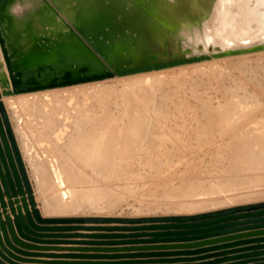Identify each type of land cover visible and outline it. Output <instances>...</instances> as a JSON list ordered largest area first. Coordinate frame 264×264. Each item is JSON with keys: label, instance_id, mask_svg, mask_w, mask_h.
I'll list each match as a JSON object with an SVG mask.
<instances>
[{"label": "bare ground", "instance_id": "1", "mask_svg": "<svg viewBox=\"0 0 264 264\" xmlns=\"http://www.w3.org/2000/svg\"><path fill=\"white\" fill-rule=\"evenodd\" d=\"M50 1L55 3L61 12L65 13L70 20L77 23L79 15L76 11V7L79 4L76 0H28L27 3H25L24 0H14L7 7L5 11L6 15L2 18L4 23L3 31L6 34L8 47L10 51H13V49L15 50L14 54L25 51V48L34 41L38 44L43 38L60 36L67 32V27L50 8ZM13 7L15 8V15L12 13ZM186 31L187 33L182 34V46L189 48L183 51L186 55L200 53L214 54L230 48L234 49L262 44L264 43V0H210L197 26ZM39 37L41 38L39 39ZM258 54L263 55L264 48L235 54L212 55L202 60L158 69L113 75L69 85L3 95L2 100L12 113L15 132L20 139L24 157L29 163L33 177L36 180L37 191L39 192L35 199L40 201L42 209L48 214H76L89 208L95 211L97 208L100 209L99 206L97 207V201L99 199L96 198V201L93 199L95 197H92V199L87 197L79 188L83 185L79 186L81 181H83L84 174L87 175V173L91 172L96 176L102 177V179L111 178L113 176L115 178V176L122 175H127V177L128 175L130 177L135 175L137 179L138 177L147 179L152 175V178L156 176V179H159V177L163 175L167 176L169 172L170 174L171 172L174 174L176 168L173 167L182 164L186 165L188 163L189 166L191 165L194 167L196 161L199 160L201 163V160L203 161L206 155L200 156L199 151L201 154V151L204 150L203 147L206 149L209 144L215 143L220 144V149L217 154L209 155L211 156L210 161L219 162V160H222L223 162L225 158L231 161L229 164L228 160H225L231 168V173L228 172L229 175L225 176L224 174L227 172L223 171L225 172L223 175L226 177L224 182H222L225 183L224 185L215 184L214 182L216 180L214 181V179H212L214 181L212 186L208 183L206 185V182L201 184V179L203 180L204 177L200 176L201 179L197 178V180L194 178L187 180L189 179L187 176V178H185L186 180L184 178V180L182 179L183 182L180 180V185L178 184L172 190L170 189V191L166 188L161 195L168 194L167 196L174 200V207L179 206V209L183 207L185 208L183 209L184 211L194 212L195 210L201 211L204 209L216 208L222 204H226V206L227 204L228 206L230 204H235L241 201V199H244L243 196L247 194L245 192V195H241L240 191L244 188L250 191L255 190L254 192L256 193L258 191L259 195L263 194L264 189L262 188H264V184L260 181V184L255 183L251 185L250 183L248 187L242 186L245 180H247L246 182L248 183L249 180L264 178V110L262 114L260 113L261 115L258 114V110L252 112L253 104H249L247 99H244L246 97L245 93V97H242L243 99L238 98L241 97L240 95L242 94L238 97L236 94V99L233 97V93L231 94L232 96L227 95L225 91L228 92L230 90H226V87L220 84L223 82H218L217 78L220 76H216L217 78L215 77L214 80L217 79V81H215L225 88L222 90L223 93H226H224L225 96L219 89L220 92L217 91L221 93L222 97L224 96V100L222 102L216 100V103H218L213 104L212 102L214 101L211 102V99L207 98L210 94H207V99H201L202 110H198L202 111V114L199 116L191 115V117L188 118L190 112L187 113L188 117L185 114V116H179V113L176 115V111L173 113L171 108L175 104L173 103L171 105L172 107L168 106L166 104L167 96L162 95L164 93L166 94L169 89L164 92L160 89L161 97L164 98V100L160 99V103L157 104L155 102V98L158 95H156L155 98L153 97L154 103H150L152 100L151 95L154 94H152V91L161 84L164 85L169 82H176L181 79L183 75H192V73L198 72L202 67L210 71L211 67L219 66L217 64L223 63V61L229 60L230 62V60L234 58L235 60L238 58H244L245 60V57L248 58L250 55ZM0 62L2 68H5L1 48ZM213 68L215 69V67ZM220 68H222V65ZM214 71L215 70H213L210 76L215 75ZM204 73L205 72H203V74ZM208 74L206 75L209 79ZM185 78L186 77H184V80L187 81ZM190 78L189 75L188 80ZM216 82L214 87H217ZM257 83L260 84V82ZM254 84L255 83H253V85ZM174 85L172 84V86ZM247 85H245V88L249 87ZM253 85H251L250 89H252ZM170 86L171 85H169V87ZM241 86L240 84L239 87ZM258 86L256 87L258 88ZM222 87L219 88L221 89ZM228 87L229 86H227V89H229ZM161 88H163V86H161ZM232 88L234 87L230 86V89ZM245 88L243 89L245 90ZM260 88L259 86V89ZM244 90L240 91L244 92ZM232 91L233 90H231V92ZM262 91L264 92V89ZM214 92L216 93V91ZM251 92H247L249 97L251 95L249 93ZM253 92L258 91L253 90ZM235 93L237 92L235 91ZM157 94H159V92ZM253 95L252 98L256 97V95ZM259 97H257V99L255 98V101H258ZM210 98H212L211 95ZM215 98L218 99V97ZM219 98L222 99L221 97ZM157 99L158 97L156 101H159ZM169 99L170 98H168V101ZM196 99H198V97ZM262 99L264 98L262 97ZM198 100H200V98ZM250 100L253 101L254 99L252 100L250 98ZM186 105H184V107ZM254 105L257 106L259 104ZM182 106L178 110L183 109ZM261 106L264 107V105ZM192 110L189 109V111ZM256 111H258V113H256ZM183 113H185V111ZM183 113L181 112V114ZM255 113L256 115L253 118ZM179 121L189 125L188 127L185 126L186 129L184 128L186 133H181L182 131L180 132L176 129V127L185 125L182 122L179 123ZM187 131L190 133H187ZM221 164L224 166L223 163ZM168 166H172V168H167ZM197 166H199V164ZM225 167H223V170ZM150 168L155 171L153 173L154 175L152 172L148 173ZM183 168L185 167L183 166ZM201 170V172H203V169ZM242 170H246L250 173L246 172V175L241 174ZM194 171L192 173H194ZM177 173H179V171ZM170 174L168 176L169 178L171 177ZM178 175H180V173ZM90 177L92 176L90 175ZM197 177H199V175H197ZM84 178L87 179V176ZM125 179L127 182L128 178ZM133 179L131 181L129 178L127 185L130 181L132 183L133 181H137ZM156 179H154L153 182L158 184L157 181L155 182ZM98 180L99 179H97V182H99ZM204 180H206V178H204ZM164 181L165 180H163L162 183H164ZM86 182H84V184ZM102 182L104 183V181ZM126 182L123 181V184L125 183L126 185ZM142 182L143 181L140 183L143 184ZM94 183L96 182H93V185H95ZM119 183H121L120 179ZM151 183H148V185ZM91 184L89 187H93ZM113 184L116 185V182ZM130 184L129 187L131 188ZM145 184L140 186L145 187ZM165 184L166 183H164V186ZM120 185H122V183ZM133 185H136V183ZM158 185L161 186L160 183ZM156 186L155 184L154 189H160V187L155 188ZM100 187L104 188L102 186ZM100 187L98 189L95 188L96 190L93 189L95 192L97 190L99 192L101 190ZM129 187H127L128 192H130ZM141 187L137 188L140 189ZM117 188L121 190L120 186ZM122 188H124V186ZM83 191L86 190L84 189ZM104 191H106V189ZM144 191L146 192V190ZM128 192H125V194ZM131 192L133 193L134 190H131ZM136 193H134V196L131 195V197H135V195H137ZM143 193H138V195L143 196ZM109 194H111V192ZM147 194L148 193L144 194V196ZM98 195L99 194H97V196ZM93 196H96V194ZM100 197L103 196L101 195ZM100 197L98 196V198ZM107 197H109V195H107ZM107 197L106 199H108ZM112 197L114 198V196ZM156 197L157 196L154 198L155 200H157ZM245 197H247V195ZM113 198L111 199L110 197L111 200H113ZM103 200L102 198L99 201ZM114 202L115 201H113V203ZM169 204L172 203L170 202L167 205ZM107 205L109 204H106V206ZM116 205L114 206L116 207ZM159 205L162 207L161 204ZM174 207L172 206V208ZM151 210L152 208L148 209L149 212ZM155 210L157 211V209L152 211ZM176 213L178 212L176 211Z\"/></svg>", "mask_w": 264, "mask_h": 264}, {"label": "water", "instance_id": "2", "mask_svg": "<svg viewBox=\"0 0 264 264\" xmlns=\"http://www.w3.org/2000/svg\"><path fill=\"white\" fill-rule=\"evenodd\" d=\"M13 1L0 0V48L5 62V68L0 62V264H264V201L152 216L149 221L43 217L12 127L1 114L3 95L257 50L264 43L214 54H184L189 48L182 46V34L197 26L210 0H76L77 23L50 1L67 32L38 44L34 41L14 54L2 21ZM78 230L87 232H71ZM72 237L78 238L69 240ZM57 243L75 246L52 245ZM49 249L77 252H38ZM39 256L109 260L33 258Z\"/></svg>", "mask_w": 264, "mask_h": 264}, {"label": "rangeland", "instance_id": "3", "mask_svg": "<svg viewBox=\"0 0 264 264\" xmlns=\"http://www.w3.org/2000/svg\"><path fill=\"white\" fill-rule=\"evenodd\" d=\"M259 55V56H258ZM258 55H250V56H248V58L247 57H245V60H244V58H236L237 60H235V58L234 59H232V60H230V62H229V60H226V61H228V62H226V61H223V63H220L221 65H222V68H220V64H217V65H219V66H213V67H215V69L213 68V67H211V69H210V71L209 70H207V68H201L198 72H195V73H192V75L191 74H186V75H183L182 77H181V79H179V80H177L176 82H169L168 84H161L159 87L157 86L156 88H158V89H154L153 91H152V94L153 95H151V98H152V100L150 101V103L152 102V103H154V98L156 97V95H158L157 97H158V99L157 100H159V101H156V98H155V102L158 104V103H160V101L163 99L164 100V98H162L161 96L163 95H166L167 97H166V104L168 105V106H171L173 103L175 104L172 108H171V110H172V112L174 113V111H176L177 113H175L176 115H178V113H179V116H181V115H183V116H187L188 117V114L187 113H189L190 114V116L188 117V118H190L191 117V115L193 116H195V115H197V116H199L200 114H202L201 112L202 111H200V110H202V106H201V99L202 98H204V99H207V98H209V99H211L210 101L212 102V101H214V102H212L213 104H217L218 102H222L224 99V96H225V94L227 93V95H229V96H232L231 94L233 93V97L236 99L240 94H242V95H240L241 97H238V98H244L245 96V100L247 99V101L249 102V104H253V107H252V112L254 111L255 112V110H258L259 111V113H258V111H256V113H258L259 115H261L262 114V112H263V110L264 109H262V108H264L263 106H261V105H264L263 103H264V99H262V97L264 98V92L262 91L263 89H264V54L262 55V54H258ZM240 60V61H239ZM243 60V61H242ZM232 61V62H231ZM225 62V63H224ZM238 63H239V65H238ZM240 63H241V65H243V66H241L240 65ZM243 63V64H242ZM225 64V65H224ZM245 64V65H244ZM235 66V67H234ZM240 66H241V68H240ZM245 66V67H244ZM262 66V67H261ZM234 67V68H233ZM254 67V68H253ZM237 68V69H236ZM221 70V71H219V70ZM233 69V70H232ZM204 70V71H203ZM213 70H215L214 71V76H210V74H212L213 73ZM203 72H205L206 74H208L209 75V79H208V76L204 73L203 74ZM208 72V73H207ZM196 73H201V74H196ZM219 73V74H218ZM221 73V74H220ZM240 73V74H239ZM243 73V74H242ZM194 74H196V75H194ZM189 75H190V79L188 80V78H189ZM216 76H220L221 78H223V79H221L220 77H216ZM249 76V77H248ZM184 77H186L185 79H187V81L186 80H184ZM197 77V78H196ZM217 78L218 79V82L220 83V82H223V83H220L221 85H223V87H226V90H230V91H225L224 93L222 92V90L223 89H225V88H223L219 83H217L216 81H217V79H215L214 80V78ZM182 78H183V80H182ZM246 78V79H245ZM194 79V80H193ZM229 79V80H228ZM232 79V80H231ZM250 79V80H249ZM220 80V81H219ZM236 80V81H235ZM181 81V82H180ZM241 81V82H240ZM178 82H180V83H178ZM212 82V83H211ZM215 82H216V86L218 87H214L215 86ZM245 82H247V83H245ZM257 82H260V84H258ZM176 83H178V84H176ZM185 83V84H184ZM230 83V84H229ZM233 83V84H232ZM236 83V84H235ZM253 83H255V84H257V85H255V87H254V85H253ZM172 84L175 86H172ZM212 84V85H211ZM242 85L241 87H239V85ZM248 84V85H247ZM165 85H166V87H165ZM169 85H171L170 87H169ZM178 85V86H177ZM225 85V86H224ZM234 85H237V86H234ZM245 85H247V86H249V87H246L245 88ZM251 85H253L252 86V89H250L251 88ZM261 87L260 89H259V86ZM161 86H163V88H161ZM199 88H198V87ZM212 86H213V88H212ZM227 86H229L228 88L229 89H227ZM230 86L231 87H234L235 88V90H234V88H232V89H230ZM256 86H258V88L256 87ZM219 87H222L221 89L219 88ZM245 88V90L243 89V88ZM262 87H263V89H262ZM165 88V89H164ZM254 88V89H253ZM160 89H162V92H164V91H166L167 89H169V91L167 90V92H166V94L164 93V94H160ZM216 89V90H215ZM221 91V93L224 95L223 97H222V95H221V93H218V92H220L219 90ZM231 90H233L232 92H231ZM240 90H244V92H242V91H240ZM253 90H256V91H258V92H253ZM261 90V91H260ZM156 91H157V93L159 92V94H157L156 93ZM206 93H205V92ZM214 91H216V93L214 92ZM218 91V92H217ZM235 91L237 92V93H235ZM253 93H252V92ZM260 91V92H259ZM161 92V93H162ZM203 92H204V94H206V95H204L203 94ZM213 92V93H212ZM240 92V93H239ZM247 92H251V93H249V94H251L250 95V97H249V95L247 94ZM200 93V94H199ZM230 93V94H229ZM235 93V94H234ZM244 93H245V96H244ZM257 93H258V95H257ZM168 94V95H167ZM172 94H173V96H172ZM198 94V95H197ZM203 94V95H202ZM210 94L211 96H212V98H213V100H212V98H210V95H209V97H207L208 95ZM213 94V95H212ZM216 94H217V96H216ZM236 94H237V97H236ZM254 94V95H253ZM259 94H261V95H259ZM171 95V96H170ZM197 95V96H196ZM199 95H202V96H199ZM221 95V96H220ZM252 95L253 96H255L256 95V97H254V98H252ZM160 96V97H159ZM247 96H248V98H249V100H248V98H247ZM259 96H261V97H259ZM154 97V98H153ZM198 97V99L200 98V100H198V99H196ZM207 97V98H206ZM215 97H218V99H216ZM219 97H221L222 99H220ZM257 97H259V100L258 101H255V98L257 99ZM168 98H170V99H172V100H170L169 99V101H168ZM178 100H176V99ZM242 98V99H243ZM250 98L253 100V101H251L250 100ZM161 99V100H160ZM215 99V100H214ZM184 100V101H183ZM186 100V101H185ZM196 100V101H195ZM216 100L218 101L217 103H216ZM262 100H263V102H262ZM170 101H172V102H170ZM180 101V102H179ZM195 101V102H194ZM198 101V102H197ZM255 101V102H254ZM260 101V102H259ZM188 102V103H187ZM194 102V103H193ZM252 102V103H251ZM254 102V103H253ZM257 102V103H256ZM169 103V104H168ZM180 103V104H179ZM185 103V104H184ZM198 103V104H197ZM261 103V104H260ZM5 104V103H4ZM187 104V105H186ZM189 104V105H188ZM193 104V105H192ZM195 104H196V107H195ZM200 104V105H199ZM254 104H259V105H254ZM183 105V106H182ZM184 105H186L185 107H184ZM176 106V107H175ZM181 106H182V108L183 109H180V110H178L179 108H181ZM190 108H189V107ZM191 106H192V108H191ZM200 106V107H199ZM259 106H261V107H259ZM111 107H113V106H111ZM188 107V108H187ZM195 108V109H194ZM260 108V109H259ZM187 109V110H186ZM189 109H193L192 111H189ZM197 109V110H196ZM198 109H200V110H198ZM185 111V113H183L184 111ZM261 110V111H260ZM181 112L183 113V114H181ZM195 112V113H194ZM256 113L254 114V116H253V118L255 117V115H256ZM261 113V114H260ZM264 113V112H263ZM2 114V117L3 118H7V120H8V122H9V124H10V126L12 127V130H13V132H14V136H15V139H16V142H17V144H18V147L20 148V152H21V154H22V157H23V162H24V166H25V169H26V172H27V175H28V178H29V176H30V178L33 180V176H32V172H31V168H30V165H29V163L27 162V160L25 159V157H24V154H23V151H22V149H21V143H20V139L18 138V136H17V134H16V132H15V128H14V122H13V116H12V113H11V111H10V109L5 105V109L3 110V112L1 113ZM185 114V115H184ZM257 114V115H258ZM186 117V118H187ZM200 118H202V117H200ZM182 122V121H181ZM180 121H179V123H181ZM183 124H185L184 126H179V127H176V129H178V131H182L181 133H186V127L185 126H189L188 124H186V123H184V122H182ZM185 128V129H184ZM185 130V131H184ZM188 131H191V130H188ZM187 131V133H190V132H188ZM192 132V131H191ZM192 135H193V133H192ZM194 136V135H193ZM204 148V150L203 151H201V154H200V151H199V155L200 156H205L204 158V160L202 161L201 160V163H200V160L199 161H196V165L194 166V167H192L191 165L189 166V163L188 164H182V165H179V166H177V167H173V168H176L175 169V172H174V174L171 172V174H170V172L169 173H167V176H162V177H159V179L157 178L156 179V176H153V178L154 179H156L155 180V182L157 181L158 182V184L160 183L161 184V186H159L157 183H154L153 182V178L150 176V178H147V177H149V176H147V177H145V178H147V179H143L142 177H138V179H137V176H135V175H132V176H134V177H130L129 175H128V177H127V175L126 176H124V175H122V176H115V178H114V176L113 177H111V178H103L102 179V177H100V176H96L95 174H93V173H91V172H89V173H87V175L86 174H84V177H86L87 176V179L86 178H84L83 177V181L84 182H86L85 184H84V182L83 181H81V183L79 184V186L80 185H82V186H80L79 188L81 189V191H82V193L83 194H85L87 197H89V198H91L92 199V197H95V198H93V199H95L96 201H97V199H99V200H101L102 198L104 199L103 201H97V207L99 206V208L100 209H102V210H100V209H96L95 211H94V209H87V210H85V211H82V212H79V213H76V214H67V215H70V216H87V217H102V216H110V217H113V218H115V217H122V218H140V217H152V216H161V215H168V214H173V212L174 213H176V211L178 212V213H176V214H189V213H201V212H207V211H215V210H217V209H225V208H229V207H232V206H236V205H247V204H252V203H259V202H263L264 201V193L263 194H258V191H257V193L256 192H254L255 190H253V191H250L249 189H246V188H244V189H241L242 191H240V193H241V195L243 196V195H245L246 193V195H247V197H245V196H243L244 197V199H241V201H238V202H236L235 204H230L229 206H228V204H227V206H226V204H222L221 206L219 205V206H217L216 208H210V209H204V210H195L194 212L193 211H188L187 212V210H183V209H185V208H183V207H181L182 209H179V206H177V207H174V205H173V203H174V200L171 198H169L167 195H165V194H162L161 195V193H163V191H165L166 190V188L167 189H169V191H170V189L172 190L174 187H176L178 184L180 185L181 184V181H182V179L184 178H187V176H188V178L189 179H187V180H190V179H195V180H197V178L198 179H201V177H204V178H206V180H204V178H203V180L201 179V184H204L205 182H206V185H207V183L210 185V186H212L213 185V182L215 183V184H217V185H224L225 183H222V182H224V179L226 178V177H224V175L225 176H228L229 174H228V172L229 173H231V168H230V166H229V164L231 163V161H230V159H227V158H225V159H223V162H222V160H219V162H212V161H210V158H211V156H209V155H215V154H217L218 153V151H219V149H220V144L219 143H215V144H209L208 145V148H206L205 149V147H203ZM204 153H207V154H204ZM209 158V159H208ZM228 160V162H229V164H227L228 162H226L225 160ZM208 161V162H207ZM211 163V165H210V163ZM208 163V164H207ZM216 163V164H215ZM218 163V164H217ZM220 163V164H219ZM221 163H223V165L224 166H222V164ZM225 163V164H224ZM199 164V166H197ZM206 164V165H205ZM227 164V166L225 167V165ZM202 165V166H201ZM183 166L185 167V168H183ZM197 166V167H196ZM202 167V168H201ZM212 167V168H211ZM223 167H225V169L223 170ZM228 167V168H227ZM167 168H172V166L170 167V166H168ZM198 168V169H197ZM151 169V170H150ZM149 170H148V173H151L152 172V174L155 172L152 168H150ZM183 169V170H182ZM201 169H203V172H201L202 170ZM227 169V170H226ZM184 170H185V172H184ZM191 170V171H190ZM195 170V171H194ZM207 170V171H206ZM179 171V173H180V175H178L179 173H177ZM182 173H181V172ZM194 171V173H192ZM222 171V172H221ZM223 171H225V172H227V173H225V172H223ZM246 170L244 171V170H242L241 171V174H245L246 175ZM189 173V174H188ZM223 173H225L224 175H223ZM247 173H250V172H247ZM169 174H170V178H171V180H170V178L168 177L169 176ZM176 174V175H175ZM194 174V175H193ZM213 174V175H212ZM90 175L92 176V177H90ZM154 175V174H153ZM178 175V176H177ZM197 175H199V177H197ZM173 176V177H172ZM185 176V177H184ZM201 176V177H200ZM221 176H222V178H221ZM90 177V178H89ZM124 177V178H123ZM166 177V178H165ZM191 177V178H190ZM92 178V179H91ZM99 179L98 181L99 182H97V179ZM120 179V182L122 183V185H120L121 183H119V179ZM125 178H128L127 179V182H129V178H130V180L132 181V179L133 180H137V181H133V183L130 181V183H128V185H127V182H126V179ZM139 178H140V180L141 181H143L142 183L143 184H145V183H147V184H145V187H141V186H143V184H141L140 182V180H139ZM167 178H169V179H167ZM172 178H173V181H172ZM211 178V179H210ZM90 179V180H89ZM95 179V180H94ZM117 181H116V180ZM122 179V180H121ZM143 179V180H142ZM167 179V180H166ZM183 179V180H184ZM208 179V180H207ZM212 179H214V181L212 180ZM252 179V178H251ZM106 180V181H105ZM108 180V181H107ZM114 182H116V185H114L113 183V181ZM144 180H146V181H144ZM160 180V181H159ZM163 180H165L164 181V183H166L165 184V186H164V183H162L163 182ZM181 180V181H180ZM186 180V179H185ZM30 181V180H29ZM92 183H90V182ZM102 181H104V183L102 182ZM123 181L124 182H126V185H125V183L123 184ZM150 181V182H149ZM210 183H209V182ZM221 181V182H220ZM247 180H245V183L244 184H242V186L243 187H248V186H250V183H251V185L253 184H260V182H262V184H264V178H258V179H256V180H249L248 181V183L246 182ZM252 181V182H251ZM260 181V182H259ZM93 182H96V183H94L95 185H93ZM113 182V183H112ZM152 182V183H151ZM173 182H175V183H173ZM183 182V181H182ZM31 183V182H30ZM98 183H101V184H98ZM105 183H106V185H105ZM109 183V184H108ZM134 183H136V185H133ZM138 183V184H137ZM148 183H151V184H149L148 185ZM153 183H154V185H153ZM212 183V184H211ZM33 184L35 185V183H34V180H33ZM89 184V185H88ZM90 184L91 185H93V187L91 186V187H89L90 186ZM107 184H108V189H107ZM129 184H130V186H131V188L129 187ZM155 184L157 185L155 188H159L160 187V189H154V186H155ZM163 184V185H162ZM170 184H172V185H170ZM248 184V185H247ZM105 185V186H104ZM112 185V186H111ZM114 185V186H113ZM138 185V186H137ZM141 185V186H140ZM148 185V186H147ZM152 185V186H151ZM31 186H32V184H31ZM97 186H102V187H104V188H101L100 187V191L98 192V190L95 192L94 191V189L96 188V189H98L99 187H97ZM118 186H120V189L121 190H119L117 187ZM124 186V188H122ZM133 186V187H132ZM241 186V187H242ZM35 188H36V185L34 186ZM116 187V188H115ZM127 187H129V190H130V192H128V189H127ZM139 187H141L140 189L143 191V192H145L144 190H146V192L145 193H143L140 189H138ZM150 187V188H149ZM151 187H153V188H151ZM162 187H163V189H162ZM169 187V188H168ZM242 187V188H243ZM83 188V189H82ZM88 188V189H87ZM90 188H91V190H90ZM94 188V189H93ZM127 190H126V189ZM136 188H137V190H136ZM142 188H144V189H142ZM146 188V189H145ZM150 189V191H149V189ZM165 188V189H164ZM86 190V191H83V190ZM95 189V190H96ZM106 189V191H104V190ZM113 190V191H111V190ZM120 191V194H119V191ZM148 189V190H147ZM153 191H152V190ZM262 189H264V188H262ZM37 190V189H36ZM90 190V191H89ZM131 190L133 191L134 190V192L132 193L131 192ZM137 191V193H136V191ZM139 190H140V192H139ZM91 193H89V192ZM94 191V192H93ZM104 192V194H103V192ZM122 191V192H121ZM148 191V192H147ZM111 192V194H109ZM114 192H117V193H114ZM125 192H128V193H126L127 194V196H126V194H125ZM149 192H150V194H149ZM153 192H154V194H155V192H156V194H155V196H157L156 197V199L157 200H155L154 198H155V196H154V194H153ZM243 192V193H242ZM246 192V193H245ZM252 192V193H251ZM88 193V194H87ZM94 193V194H93ZM101 193V194H100ZM121 193H122V195H121ZM124 193V194H123ZM132 193V194H131ZM134 193H136L137 195H135V197H131V195L132 196H134ZM138 193H143V196H144V194H146V193H148L146 196H144V198H143V196L142 195H138ZM239 193V192H238ZM254 193V194H253ZM256 193V194H255ZM90 194V195H89ZM96 194V196H97V194H99L98 196L100 197L101 195L103 196V197H100V198H98V196L96 197V196H93V195H95ZM113 194V195H112ZM116 194V195H115ZM129 194V195H128ZM107 195H109V197H107ZM114 196V198L112 197V196ZM121 196V197H119V196ZM124 195V196H123ZM85 196V197H86ZM108 198V199H106V197ZM116 196V197H115ZM119 198H118V197ZM130 196V197H129ZM148 196V197H147ZM150 196H152V197H150ZM159 196H161V197H159ZM253 196V197H252ZM259 196H260V199H259ZM86 197V198H87ZM110 197H111V199L113 198V200H111L110 199ZM128 199H127V198ZM165 197V198H164ZM262 197V198H261ZM89 198H88V200H89ZM97 198V199H96ZM131 198H134V199H131ZM158 198H159V200H158ZM169 198V199H168ZM249 198V199H248ZM142 199V200H141ZM166 199V200H165ZM254 199H256V200H254ZM166 202H168V203H172V204H169V205H172L174 208H172V206H169V205H167L168 203H166ZM251 200V201H250ZM90 201V200H89ZM113 201H115L114 203H113ZM161 201V202H160ZM164 201V202H163ZM173 201V202H172ZM248 201V202H247ZM104 202V203H103ZM156 202H157V204L159 205V204H161L162 205V207L159 205V207H161V208H159L158 207V205L156 204ZM176 202V201H175ZM109 204V205H107L106 206V204ZM149 204L148 205V207H147V205H145V204ZM165 203V204H164ZM98 204H101V205H98ZM117 204V205H116ZM103 205H105V206H103ZM114 205H116V207L114 206ZM152 205V206H151ZM155 205H156V207H155ZM165 205V206H164ZM101 206V207H100ZM113 206V207H112ZM167 206V207H166ZM107 207V208H106ZM109 207V208H108ZM158 207V208H157ZM168 207H170V208H168ZM150 209V208H152V210H154V209H157V211L155 210V211H148V209ZM159 209V210H158ZM162 211H161V210ZM179 209V210H178ZM97 210H99V211H97ZM94 211V212H93ZM90 212V213H89ZM182 212V213H181ZM183 212H185V213H183Z\"/></svg>", "mask_w": 264, "mask_h": 264}, {"label": "crops", "instance_id": "4", "mask_svg": "<svg viewBox=\"0 0 264 264\" xmlns=\"http://www.w3.org/2000/svg\"><path fill=\"white\" fill-rule=\"evenodd\" d=\"M32 172V171H31ZM33 176V174H32ZM29 180L32 184V188H33V192H34V196L35 198L37 197V194L39 191H37V185H36V180L33 177L34 183L36 185V188L34 187L35 185L33 184V180L30 178L29 176ZM36 203L38 205L39 210L41 211V214L43 217H51V216H70V215H58V214H48L45 213V211L42 209L41 205H40V201L38 199H36ZM71 232H87L85 230H78V231H71ZM78 237H72L69 240H76ZM53 246H75V244L73 243H57V244H52ZM38 252H46V253H71V252H77V251H69L66 249H49V250H45V251H38ZM45 253V254H46ZM36 258L38 260H63V261H67V262H77V261H94V260H109V259H99V258H73V257H51V256H39V257H33ZM110 260H119V259H110ZM28 264H39V263H28Z\"/></svg>", "mask_w": 264, "mask_h": 264}, {"label": "trees", "instance_id": "5", "mask_svg": "<svg viewBox=\"0 0 264 264\" xmlns=\"http://www.w3.org/2000/svg\"><path fill=\"white\" fill-rule=\"evenodd\" d=\"M241 206H245V205H241ZM91 217H87L86 218V221H91ZM130 218H120V217H115V218H113V220L114 221H116V222H126V221H128ZM140 219L142 220V221H149V219H150V217H140Z\"/></svg>", "mask_w": 264, "mask_h": 264}, {"label": "clouds", "instance_id": "6", "mask_svg": "<svg viewBox=\"0 0 264 264\" xmlns=\"http://www.w3.org/2000/svg\"><path fill=\"white\" fill-rule=\"evenodd\" d=\"M24 2L27 3L28 0H24ZM12 13H13V15H15V8L14 7L12 8Z\"/></svg>", "mask_w": 264, "mask_h": 264}]
</instances>
